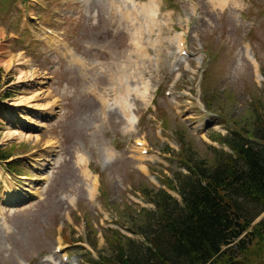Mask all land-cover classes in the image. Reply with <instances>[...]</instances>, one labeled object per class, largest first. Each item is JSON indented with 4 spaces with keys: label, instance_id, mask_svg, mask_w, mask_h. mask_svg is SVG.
I'll list each match as a JSON object with an SVG mask.
<instances>
[{
    "label": "rangeland",
    "instance_id": "1",
    "mask_svg": "<svg viewBox=\"0 0 264 264\" xmlns=\"http://www.w3.org/2000/svg\"><path fill=\"white\" fill-rule=\"evenodd\" d=\"M134 1L131 23L108 0H0V152L12 155L11 169L0 163V264L115 260L104 235L116 232L143 255L159 218L140 191L164 189L181 203L162 185L188 174L182 157L218 164L230 152L208 137L251 135L264 116V0H156L150 19L137 6L148 0ZM19 70L31 77L17 82ZM120 70L132 126L119 105L102 104L117 101L109 75ZM239 203L248 218L258 213Z\"/></svg>",
    "mask_w": 264,
    "mask_h": 264
},
{
    "label": "trees",
    "instance_id": "2",
    "mask_svg": "<svg viewBox=\"0 0 264 264\" xmlns=\"http://www.w3.org/2000/svg\"><path fill=\"white\" fill-rule=\"evenodd\" d=\"M3 78L0 68V88ZM256 123L251 135L237 131L236 138L209 136L230 151L218 164L182 157L188 174L177 185L168 178L163 183L178 192L181 203L164 190H141L159 218L154 238L145 235L148 242L141 255L126 247L133 240L117 232L104 235L116 259L100 257L98 264H263L264 218L253 223L264 213V116ZM11 157L0 152L2 162ZM240 199L258 208L253 218L246 216Z\"/></svg>",
    "mask_w": 264,
    "mask_h": 264
},
{
    "label": "bare ground",
    "instance_id": "3",
    "mask_svg": "<svg viewBox=\"0 0 264 264\" xmlns=\"http://www.w3.org/2000/svg\"><path fill=\"white\" fill-rule=\"evenodd\" d=\"M212 1L213 3H216L218 4L220 7H222V5H225L227 4L230 0H210ZM108 2H110V7L111 8H114L118 13H120V16H121V20L124 19V20H129L131 21V23L133 22H136L139 20V18L137 17V10L135 8V1L134 0H129V2H131V4H133V8H132V12L130 14H126L122 11V6H121V3L119 2V0H108ZM229 4L232 5V2H230ZM234 4V3H233ZM138 8L140 9V12L142 13H146L148 16H149V19H150V16L152 15H155V11H158V6H159V3L156 1V0H148L147 2H144L143 4H137ZM46 35V39L48 40V42L52 43V46H55L56 44H58L60 41L59 39L57 38V35L54 34V33H47L45 31ZM182 42V38H178V41H177V44L179 45V43ZM6 48H4L3 46L0 47V54H6ZM75 62L79 63V61L77 60H74ZM251 61L252 63L254 64V67L257 71V64H255L253 58L251 57ZM25 63H27L26 61H23V63L21 64H18V66H23ZM11 64H4V66L6 68H8ZM19 73L21 74L19 77H18V81L19 83H22L23 80L25 79H29L31 76L28 75L27 73L25 72H21L19 70ZM257 73V72H256ZM257 75V78H258V81L261 82L263 80L262 76L261 75ZM126 74L124 73V71L120 70L118 71V73L116 75H112L110 74L109 75V80L111 81V84H112V87L110 90V92H118V99L117 101H114V103H109L108 101H104L103 100V103L104 104V108H113L114 105H119L120 107V111H121V114H123V117H124V120L125 122L127 123V125L129 126H132V119H133V114H132V108H131V105L127 102V95L126 93L128 94L129 91H128V88H127V85H126ZM138 96L142 99L143 102H145L146 104H148V101H147V98H148V92L146 90H144V92H140L138 91L137 92ZM8 137H15V136H18L19 138H22L23 134L19 132H14V133H8L7 135ZM141 151V150H140ZM107 154H108V158L109 159H112L114 157V153L111 152V151H107ZM81 163H83V161L80 160ZM146 171V170H144ZM84 176L86 179H88L90 176L87 172H85L84 170ZM89 193L93 195V192L95 191V188H96V185L94 182H89ZM6 199L8 201H12L14 203H16L17 201H21L22 199L24 198H19V197H15V198H12L10 196V194H8L6 196Z\"/></svg>",
    "mask_w": 264,
    "mask_h": 264
}]
</instances>
